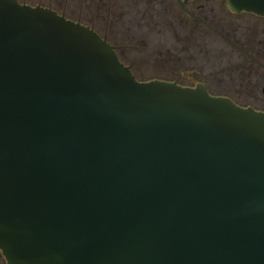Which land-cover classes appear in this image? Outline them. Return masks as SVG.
Instances as JSON below:
<instances>
[{"label": "water", "instance_id": "water-1", "mask_svg": "<svg viewBox=\"0 0 264 264\" xmlns=\"http://www.w3.org/2000/svg\"><path fill=\"white\" fill-rule=\"evenodd\" d=\"M228 6L264 16V0ZM0 251L264 264V113L202 84L140 82L92 28L0 0Z\"/></svg>", "mask_w": 264, "mask_h": 264}, {"label": "flooded vegetation", "instance_id": "flooded-vegetation-1", "mask_svg": "<svg viewBox=\"0 0 264 264\" xmlns=\"http://www.w3.org/2000/svg\"><path fill=\"white\" fill-rule=\"evenodd\" d=\"M113 1H110L111 4ZM124 2L123 8L118 5L115 8L112 4V13L116 15L124 9L129 22L140 29L157 32L163 28L164 22L171 28L187 31L190 46H198V53L205 55L208 63V69L202 79H198L191 87L202 84L214 97L253 98L259 108H243H253L264 113L263 15L233 11L228 6V0ZM102 3L105 2L99 1L100 6ZM90 28L94 30L93 27ZM216 45H219L220 49L212 52Z\"/></svg>", "mask_w": 264, "mask_h": 264}, {"label": "rangeland", "instance_id": "rangeland-1", "mask_svg": "<svg viewBox=\"0 0 264 264\" xmlns=\"http://www.w3.org/2000/svg\"><path fill=\"white\" fill-rule=\"evenodd\" d=\"M18 1L33 7L51 8L69 20L93 27L115 47L120 60L131 68L140 82L160 80L191 87L198 79H202L208 69L206 57L198 53L200 50L198 46H190L186 30L171 28L164 22L163 28L157 32L143 30L129 22L124 9L116 15L112 13L111 5L123 8L125 0H114L112 4L111 0ZM99 1L105 3L100 6ZM216 49H220V46L216 45L212 52ZM213 92L218 93L216 90ZM226 98H230L241 107L259 108L250 97ZM0 264H5L2 254Z\"/></svg>", "mask_w": 264, "mask_h": 264}, {"label": "trees", "instance_id": "trees-1", "mask_svg": "<svg viewBox=\"0 0 264 264\" xmlns=\"http://www.w3.org/2000/svg\"><path fill=\"white\" fill-rule=\"evenodd\" d=\"M22 4V3H21ZM24 5H27V4H24ZM28 6H31V5H28ZM33 7V6H32Z\"/></svg>", "mask_w": 264, "mask_h": 264}]
</instances>
